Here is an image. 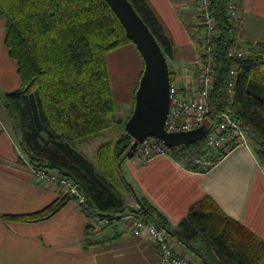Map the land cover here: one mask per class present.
Returning <instances> with one entry per match:
<instances>
[{
    "label": "trees",
    "instance_id": "trees-1",
    "mask_svg": "<svg viewBox=\"0 0 264 264\" xmlns=\"http://www.w3.org/2000/svg\"><path fill=\"white\" fill-rule=\"evenodd\" d=\"M129 1L149 26L167 61L173 59L176 43L152 4L148 0ZM236 1L240 6L241 0ZM0 13L6 20L5 44L21 79L19 88L0 93V104L15 119L21 131L22 149L33 170H56L71 179L85 196L82 210L89 219L99 216L115 220L127 214L143 217L165 229L199 264H262L264 242L226 215L210 196L192 204L173 230L167 217L148 200H140L138 209H128L119 194L122 184L129 186L122 162L137 156V148L131 149L134 139L126 132L125 124L135 108L140 78L131 113L121 121L116 114L107 54L134 43L106 0H0ZM211 14L218 35L211 42L214 83L206 125L211 132L221 115L230 112L250 130L251 139L258 146L255 155L264 164V43L245 47L237 41L242 18L231 19L226 0H211ZM197 21L191 16L189 32H194ZM239 51L244 52L238 55ZM233 69L236 83L231 99ZM174 80L175 73L170 71V82ZM122 124L121 135L100 142L97 147L95 156L100 171L74 147L76 142L103 137ZM169 150L187 169L206 172L193 162L214 149L205 137ZM217 160L213 161L215 165L220 161ZM70 201L74 199L59 193L58 198L37 212L4 215V219L41 222ZM105 228L95 230L90 223L85 247L105 243V239L95 238Z\"/></svg>",
    "mask_w": 264,
    "mask_h": 264
},
{
    "label": "crops",
    "instance_id": "crops-1",
    "mask_svg": "<svg viewBox=\"0 0 264 264\" xmlns=\"http://www.w3.org/2000/svg\"><path fill=\"white\" fill-rule=\"evenodd\" d=\"M148 1L176 43L177 54L172 59L173 65H179L176 78L182 88L192 93L199 49L196 35L189 32L186 21L191 22L198 0ZM239 3L242 25L237 41L245 47L264 43V0ZM5 36L6 20L0 13V93L21 85L17 63L9 56ZM107 62L115 102L123 103L122 112L124 108L131 110L144 68L136 46L128 44L109 52ZM3 110H0V264H155L158 261L153 239L147 235L135 236L130 221L124 217L96 234L95 238H103L105 243L86 248L87 226L94 222L76 201H70L53 217L41 222L4 219V215L34 213L45 208L58 198L59 191L35 176L22 149L21 131ZM123 167L124 177L134 189L133 195H124L127 206H136L138 197L147 198L167 217L174 230L192 204L210 196L226 215L264 242V164L250 143L234 147L206 172L189 170L171 155L145 162L126 159ZM170 244L176 254L199 264L175 238H170Z\"/></svg>",
    "mask_w": 264,
    "mask_h": 264
},
{
    "label": "built area",
    "instance_id": "built-area-1",
    "mask_svg": "<svg viewBox=\"0 0 264 264\" xmlns=\"http://www.w3.org/2000/svg\"><path fill=\"white\" fill-rule=\"evenodd\" d=\"M226 8L233 21L241 19L240 6L236 0H226ZM195 12L199 20V23H197L199 25L196 28V32L199 34V58L195 74V88L191 93L178 86L175 82L176 80L170 82V108L165 122V128L169 132L191 131L201 125H206L209 113L208 98L214 83V50L211 42L217 37L218 31L216 21L211 14V0H198ZM238 53V55H242V51ZM235 83L236 69H233L231 72V89L229 90L231 99L234 95L233 86ZM180 89L184 94H182ZM207 135L208 144L215 149L222 150V153L226 154L238 145L247 144L245 126L230 112H224L221 115L219 124L211 132L208 130ZM233 141L236 143L233 144ZM136 148L137 152L142 154V158H140L142 161H147L160 155H171L169 148L162 141L151 137L139 142ZM223 157L220 154L218 160H222ZM198 162L201 163L200 161ZM214 166L215 164L211 161V163H205L200 167L208 171ZM34 173L39 180L57 187L59 193L73 198L81 208L85 204V196L81 193L78 186L71 179L62 176L58 171L38 169L34 170ZM126 218L129 219L131 232L135 236L147 235L156 243L159 259L155 264H196L188 257L180 256L174 252L170 244V236L165 229L158 227L155 223L143 217L129 215ZM117 220H112L110 217L101 218L94 216L93 227L95 230H99Z\"/></svg>",
    "mask_w": 264,
    "mask_h": 264
},
{
    "label": "water",
    "instance_id": "water-1",
    "mask_svg": "<svg viewBox=\"0 0 264 264\" xmlns=\"http://www.w3.org/2000/svg\"><path fill=\"white\" fill-rule=\"evenodd\" d=\"M106 1L120 19L144 63L135 93V108L125 124L126 132L134 139L131 149L149 137L162 141L168 148L191 145L204 139L208 133L206 125L191 131H167L165 122L170 108V70L167 58L149 26L129 0ZM130 188L134 191L132 186Z\"/></svg>",
    "mask_w": 264,
    "mask_h": 264
},
{
    "label": "rangeland",
    "instance_id": "rangeland-1",
    "mask_svg": "<svg viewBox=\"0 0 264 264\" xmlns=\"http://www.w3.org/2000/svg\"><path fill=\"white\" fill-rule=\"evenodd\" d=\"M195 17H197L196 16V14L194 15ZM198 19V18H197ZM196 23V22H195ZM197 23H199V20L197 21ZM186 24L187 25H189L190 24V21H187L186 22ZM192 25H194L193 23H192ZM198 25L199 24H196L194 27H195V29H194V33H195V41H196V44L198 45V38H199V34L196 32V28L198 27ZM197 33V34H196ZM242 52H244V51H242ZM171 60V61H170ZM170 60H168V65H169V70L170 71H172L173 73H176L175 71H176V67H179V65H173L172 64V59H170ZM198 62V61H197ZM197 67H198V63H197V65H196V67H195V70L197 69ZM171 68V69H170ZM196 73H194V75H195ZM175 82H176V84H178V86H181V84L179 83V81L177 80V78H176V75H175ZM195 82H196V79H195ZM126 83H123V85H125ZM181 90V89H180ZM181 92H182V94H184L183 93V91L181 90ZM122 95H124V92L122 91ZM114 99V98H113ZM117 111H116V114H117V116L119 117V118H122V120L121 121H124L125 119H127L128 118V116L130 115V113H131V110H132V107H131V110H129L128 108H124L123 109V112L121 111V108H122V106H123V103H120V101L119 100H117ZM126 107V106H125ZM0 110H2V111H4L3 110V108L1 107V105H0ZM11 117H9V119H10ZM13 120V122H15L16 123V121H15V119L14 118H11L10 119V121H12ZM124 127H123V124L122 125H118V126H116V127H114L110 132H108L105 136H103V137H100V138H96L95 140H89V141H87V142H76V143H74V147L78 150V151H80V152H84L85 154H86V156H88V158L91 160V161H93L96 165H97V170L98 171H100L101 170V168H100V166H99V163H98V160L96 159V156H95V152H96V150H97V147H98V145L97 144H100V142H103V141H106V140H110V139H112V140H114L115 138H117L119 135H121L123 132H124V129H123ZM244 129V128H243ZM245 135H246V138H247V144L248 143H250L251 145H252V147H253V150H255L258 146L254 143V141L251 139V135H250V130L245 126ZM231 143V142H230ZM233 144L234 143H236L235 141H233L232 142ZM231 143V144H232ZM214 150H211L210 152H208V153H206V155H202L201 157H197V159L193 162V165L194 166H196V165H199V166H202V165H204L205 163H211V161H215V160H217L219 157H220V153H219V151H222V150H218V149H215V148H213ZM81 150H84V151H81ZM87 150V151H86ZM95 151V152H94ZM139 159L140 160V158H142V154L140 153V152H137V156L136 157H134V159ZM153 159V158H152ZM150 160V159H149ZM149 160H147V161H149ZM125 161V160H124ZM123 161V162H124ZM140 161H142V160H140ZM198 161H200L201 163H199ZM123 162H122V170L124 169V167H123ZM143 162H145V161H143ZM126 178V177H125ZM111 181L113 182L114 180H112L111 179ZM128 181V180H127ZM129 183V182H128ZM122 184V183H121ZM129 185V184H128ZM130 186L131 185H129V186H126V185H124V184H122V188L121 189H118V191H119V194H121V196L124 198V195L126 194V195H128V194H131V195H133L131 192H133V191H131V189H130ZM134 193V192H133ZM148 200L147 198H144V197H138L137 198V205L136 206H127L128 207V209H132V208H134V209H138L139 207H140V205H139V202H140V200ZM125 201V200H124ZM125 203H126V201H125ZM132 215V214H131ZM126 216H129V214H127V215H124V216H120L119 218H117L118 220L119 219H122L123 217L124 218H126ZM129 220V219H128Z\"/></svg>",
    "mask_w": 264,
    "mask_h": 264
},
{
    "label": "bare ground",
    "instance_id": "bare-ground-1",
    "mask_svg": "<svg viewBox=\"0 0 264 264\" xmlns=\"http://www.w3.org/2000/svg\"><path fill=\"white\" fill-rule=\"evenodd\" d=\"M206 137H208V135H206ZM151 138H154V137H151ZM167 147V146H166Z\"/></svg>",
    "mask_w": 264,
    "mask_h": 264
}]
</instances>
